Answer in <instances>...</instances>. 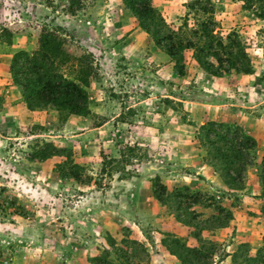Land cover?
<instances>
[{"label": "rangeland", "instance_id": "1", "mask_svg": "<svg viewBox=\"0 0 264 264\" xmlns=\"http://www.w3.org/2000/svg\"><path fill=\"white\" fill-rule=\"evenodd\" d=\"M108 1L102 12L94 0H0V264H160L152 218L163 212L147 208L162 185L174 192L190 181L191 193L205 195L193 206L201 219L216 214L218 205L251 217L244 207L249 200L239 195L262 196L264 210V0H200L192 9L194 0L175 2L166 20L171 28L187 20L182 29L192 36L212 17L214 34L224 42L229 33L238 35L250 72L219 77L201 68L193 49L183 52L180 75L149 35L131 34L138 20L124 2L119 11L117 0ZM121 19L124 25H112ZM46 31L57 33L63 50L90 69L87 112L29 109L14 82V54L36 50ZM111 50L116 59H105ZM209 129L255 140L254 149L244 147L251 164L241 192L228 188L216 170V190L194 178L211 160L201 133ZM54 149L58 154L37 158ZM69 170L79 180L62 178ZM263 220L243 222L254 229H233L215 243V255L220 259L228 244L240 241H249L255 253L264 245Z\"/></svg>", "mask_w": 264, "mask_h": 264}, {"label": "trees", "instance_id": "2", "mask_svg": "<svg viewBox=\"0 0 264 264\" xmlns=\"http://www.w3.org/2000/svg\"><path fill=\"white\" fill-rule=\"evenodd\" d=\"M123 2L125 9L136 17L139 26L152 38L154 45L171 59L180 75L184 73L183 52L186 49H193L198 64L213 76L219 77L231 70L250 72L248 56L239 44L238 35L234 32L229 33L225 38L227 42H224L220 35L214 34L215 21L212 17L200 21L191 31L192 36H189L182 29L186 27L187 20H184L177 29L171 28L161 12L153 5L152 0H123ZM200 2L194 0L193 3H189V9L195 8L196 5L201 4ZM77 8H80L79 5L71 6L69 11L74 12ZM201 10L205 14H212L206 7H201ZM56 34L52 31L43 33L38 48L32 52L17 51L11 60V74L29 109L52 106L71 114H82L89 110L86 86L90 69H82L83 63L78 65L80 59L63 50L62 41ZM67 65H70L73 75L67 76L65 71ZM208 125L211 127V123ZM209 130L218 134L217 138H212L208 133ZM209 130L207 133L201 132L211 150L208 153L211 156L208 164L219 173L226 186L231 189H242L243 174L251 164L244 147L250 145L249 148L254 149L255 140L245 135L238 137L243 139L240 142L235 136L230 137L228 132ZM58 152L54 149L53 152L42 153L37 158H48ZM65 177L79 180V175L70 170L62 175V178ZM262 184L264 186V181ZM153 193L159 202L169 209H174L171 211L180 222L194 228L192 236L198 241V246H188L185 239L166 233L162 242L167 250L182 264L215 263V243L203 239L201 231L204 228L226 226L232 219L231 211L218 205L215 209L216 214L201 219V215L194 211L193 206L202 203L205 195L199 192L191 193L189 185H184L181 189L177 188L174 192L162 185L160 189H154ZM195 195L196 197L193 198ZM185 199L187 201L182 204ZM210 199L212 201L214 197ZM206 206L211 207L212 204ZM187 212H191L192 216H187ZM112 243L114 244L110 242ZM231 255L233 264H264V246L252 253L250 244L241 242L237 244ZM223 256L224 253L221 258Z\"/></svg>", "mask_w": 264, "mask_h": 264}, {"label": "crops", "instance_id": "3", "mask_svg": "<svg viewBox=\"0 0 264 264\" xmlns=\"http://www.w3.org/2000/svg\"><path fill=\"white\" fill-rule=\"evenodd\" d=\"M117 1H118L116 3L117 6H118L117 9H119V11L120 10L123 11L124 10V8L122 6L123 0H117ZM176 1L177 0H152V3L162 13V15L165 18V20H167V16L170 17V16H173V14H174L173 13L174 9H172V8L175 5ZM93 3H96L97 4L96 6H98V9H100L102 12L109 10V4L110 3H109L108 0H100V1L99 0H94ZM176 7H177V10H178L179 6L176 5ZM181 7L184 8L185 5H183ZM129 19H131V18H129ZM126 20L127 19H121L120 22L113 20L114 22L112 23V25L115 26V27H117L119 24L124 25ZM135 25H137V28H135L133 30V32H131V34L136 32L139 35V37H147L148 36V34L140 26H138L137 22L135 23ZM72 26L76 27L78 25L72 24ZM87 38L89 39V37H87ZM114 56H116V54L111 50V51H108L107 54L104 55V58L107 59V60H110V59L114 60V59H116ZM118 56H121V55H118ZM103 67H104V65H103ZM195 172H196V174L194 175L195 179H199V180L200 179L201 180L204 179L205 182L207 180L209 182V187L212 190H216L217 189L216 186L212 184V182H215V180L219 181L217 179L218 175H217V172L215 171V169L212 168V166H210V165H208L206 163H203V164H201L199 166V169L197 171H195ZM201 175H203L204 177H201ZM186 178H188V177L186 176ZM189 182L190 181H188L186 184L189 185L190 184ZM208 182H206V183L208 184ZM192 184H194V183H192ZM216 185H219V183L216 182ZM232 190H238L240 192L242 191V189H232ZM250 193L253 194V192H250ZM86 196H88V195H86ZM239 196H240V198L244 197V198H247V200H249V203H247V205L244 206V207L247 210H250V211L253 212V214H251V217L245 218V216L242 215L243 211H241V212L237 211V213H238L237 215H236V212H233L232 213V219L229 221V223L226 226L220 227V228H204V230L201 231V236H202L203 239L212 241L213 243L222 242L227 236H230L232 234L233 229H244L243 228V225H244L243 222L244 221L246 222V224L247 223L248 224L249 223L252 224L255 221L258 222V220H260V218L264 217L263 205H260L263 202L262 201V196H260V197H257L256 195L248 196V194L247 195H239ZM256 202H257L259 207L258 208H251L252 207L251 205H254V203H256ZM151 205H152V207L151 208H147V210L150 211L152 208H154V209L159 210L160 212H163V213H161L159 215H155L152 218L153 219V224H155V229H159V231L158 230L156 231V233L158 234L159 237L155 238V243H156L155 250L160 251V253H157V255H159L158 258H160V264H182L180 262V260L175 255H173L172 253H170L167 250L166 246L162 242V239H163V237L165 236L166 233H170V234H173V235H175L177 237L185 239V241H186L188 246H193V247L194 246H198V241L192 236V231H193L194 228L191 225H187L185 223L180 222L176 218L174 213L171 212L166 205L162 204L157 199L154 198L152 200ZM130 209L131 208H129V210ZM129 213H134V211H129ZM240 215H241V221H239ZM248 215H250V214L248 213ZM260 225H262L264 227V223L263 222H261ZM97 227H100V225L97 224ZM244 227L246 229H254L253 225H251L250 227H247L246 225H244ZM208 229H215V230H208ZM109 233H111V231ZM136 238H137L136 240L141 241L140 237H136ZM141 238H143V237H141ZM231 239L235 240L236 237L234 236ZM158 241H159V244H158ZM240 242H245V241H240ZM151 243H154V241L151 242ZM248 243L250 244L249 241H248ZM235 244H237V243L234 242V243H231L230 245L228 244L226 246L225 251H224V256L222 258L219 259V257L217 255H215L217 257V259L214 260L215 263H213V264H233L231 253L234 251L236 246H235V248H231V246H233ZM259 245H261V243H259ZM250 246H251V244H250ZM150 247H154V246H152V244H150ZM260 247H258V248H260ZM258 248H256L255 250H257ZM162 255H163V258H164L163 262H162V259H161Z\"/></svg>", "mask_w": 264, "mask_h": 264}]
</instances>
